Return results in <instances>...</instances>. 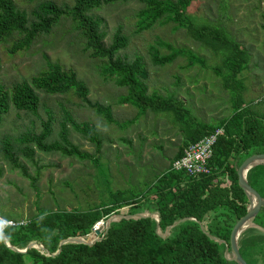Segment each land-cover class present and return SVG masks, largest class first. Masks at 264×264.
<instances>
[{
  "label": "rangeland",
  "instance_id": "obj_1",
  "mask_svg": "<svg viewBox=\"0 0 264 264\" xmlns=\"http://www.w3.org/2000/svg\"><path fill=\"white\" fill-rule=\"evenodd\" d=\"M12 1L30 15L43 0ZM52 1L65 8L73 4L72 0ZM143 7L142 0L117 1L102 4L92 14L101 19L105 45L117 29L128 36V43L119 55L129 60L141 58L147 71L143 80L147 92L170 97L178 106L176 114L143 111L125 103L122 97L127 88L118 86L114 76L103 72L105 60L90 56L82 34L70 18L62 17L48 33L38 35L29 47L14 53L10 48L21 34L13 33L0 41V84L6 89L46 70L47 58L65 70L74 71L86 85L90 101L109 106L113 118V123L107 122L73 91L49 94L37 90L40 102L33 113L11 106L0 122V139L28 130L39 132L48 117L52 118L53 127L50 138L56 139L62 121L69 116L65 127L72 143L85 152L95 153V145L73 127L74 122H87L99 131L102 145L92 160L44 152L36 145L32 146V158L22 154L13 163L1 157L0 211L4 215L26 220L38 208L101 211L124 198L134 203L118 208L117 214L127 213L129 206L132 214L148 213L151 206L150 195L145 193L148 183L164 166L171 165L169 160L175 146L183 142L180 130L187 126L201 129L206 124L216 125L232 114L240 100L264 118V0H192L185 12L189 21L184 25L157 21L139 29ZM212 30L241 47L245 67L236 76L241 83L238 89L225 80L226 57L233 49L214 40ZM176 49L181 52L171 62L162 65L153 62L154 52L163 56ZM171 135L176 137V143L171 142ZM22 168L35 177L34 184L23 175ZM115 191L123 194L115 195ZM0 218L5 219L1 214ZM260 221L253 217L239 236L254 228L247 232L252 246L247 257L256 263L264 259V238H260L264 237V217L263 224ZM32 241L35 240L26 246Z\"/></svg>",
  "mask_w": 264,
  "mask_h": 264
},
{
  "label": "trees",
  "instance_id": "obj_2",
  "mask_svg": "<svg viewBox=\"0 0 264 264\" xmlns=\"http://www.w3.org/2000/svg\"><path fill=\"white\" fill-rule=\"evenodd\" d=\"M72 1V6L65 8L52 0H43L35 5L29 15L17 8L12 0H0V41L13 33L21 34L22 37L10 48V52L14 53L29 47L38 35L48 33L62 17L70 18L82 34L90 56L105 60L103 72L107 76H114L118 86L127 88L122 97L125 103L143 111L152 109L178 113V106L170 97L147 92V86L143 82L147 71L141 58L129 60L119 55V51L128 43V36L121 29L113 33L107 45L103 42L105 33L100 29L101 19L92 14L93 10L102 4L127 0ZM191 1L142 0L144 7L140 10L139 29L150 27L157 21L184 25L189 21L185 12ZM220 33L212 30L211 37L232 47L233 52L225 61L228 69L225 80L233 83L234 89H238L241 83L236 76L245 67L241 47L226 37L221 38ZM180 52L176 49L163 56L154 52L152 60L155 64L162 65L174 60ZM46 64V70L15 83L10 89L0 84V122L11 106L17 110L35 112L40 102L37 90H40L49 94L73 91L89 108L95 109L107 122L113 123L109 106L91 102L86 85L74 71L65 70L59 63L47 58ZM242 103L240 100L239 105L235 104L232 114L221 119L218 124H206L201 129L197 128L198 135L189 142L200 139L216 127L223 128L224 133L218 137L209 160L210 173L191 177L185 171L174 170L168 165L148 183L145 193L150 195L149 211L157 213L159 221L149 216L123 218L112 222L102 239L93 244L59 245L62 239L88 233L103 217L117 213L118 208L134 202L124 198L114 201L101 211L86 212L38 208V212L23 220V223L5 226L3 233L18 248L35 240L43 245L44 251L31 247L25 253L17 252L7 247L0 237V264H237L236 261L226 259L225 250L232 224L246 212L249 199L237 182L235 165L245 154L264 153V118ZM66 119L69 120V116ZM66 119L62 121L63 127L56 139L50 138L53 133L51 117L42 122L39 132L28 130L14 137H2L0 159L2 157L8 162L16 163L17 156L22 154L32 158L33 145L44 152H58L80 160L95 159V154L100 152L102 145L99 131L87 122L73 123L75 130L95 145L94 154L85 152L70 141L65 127ZM189 143L180 147L174 159L182 154ZM22 169L23 175L30 177L34 184L35 177ZM247 180L259 189L264 199V164L253 165L247 171ZM113 194L121 196L123 193L115 191ZM130 207L125 214L133 213ZM0 214L5 219L21 221L18 217L4 215L1 211ZM263 217L264 205L260 207L255 219L261 220L260 223L263 224ZM168 226L171 227L167 233ZM253 230L254 228L246 229L238 240L239 251L246 258L247 252L252 248L247 232ZM103 232L104 230L97 238ZM260 238L262 240L264 237ZM58 248L60 251L57 254L50 255ZM229 255L231 256L230 250ZM250 263L264 264V259L257 263L250 260Z\"/></svg>",
  "mask_w": 264,
  "mask_h": 264
},
{
  "label": "water",
  "instance_id": "obj_3",
  "mask_svg": "<svg viewBox=\"0 0 264 264\" xmlns=\"http://www.w3.org/2000/svg\"><path fill=\"white\" fill-rule=\"evenodd\" d=\"M256 164H264V153H253V154H245L243 155L238 162L235 165V171L237 175V182L238 184L244 189L249 202L247 205L246 212L239 216L238 218L235 219V221L232 224L231 230H230V235H229V242L228 246H226L225 250V257L228 260L236 261L238 264H251L248 258H246L240 251H239V246H238V240L240 233L247 227L248 222L256 216L258 213L260 207L264 205V199L259 191V189L251 184L247 180V171ZM250 193H254V198L251 197ZM152 217L156 221H159V216L157 213L153 212H148V213H136V214H117L113 213L106 217L105 219L99 220L93 227L92 229L83 235L79 236H74V237H69L60 240L59 245L65 244V243H82V244H93L95 241H98L102 239L103 235L106 233V231L109 228V225L112 222H118L121 219H129V218H140V217ZM177 223L174 222L173 224ZM102 226V227H101ZM171 226H168L166 229V232L168 233L169 228ZM104 232L102 236L97 238V236L101 233V231ZM0 237L3 239V242L7 247L10 249L17 251V252H22L25 253L27 249L34 247L40 251H44V247L42 244L38 243L37 241H32L29 243L24 249H19L12 245L9 240L5 237L3 233V227L0 221ZM218 240V239H216ZM221 241V240H218ZM229 250L230 254L229 255ZM60 251L58 248L54 253L50 255H55ZM48 254V253H47Z\"/></svg>",
  "mask_w": 264,
  "mask_h": 264
},
{
  "label": "built area",
  "instance_id": "obj_4",
  "mask_svg": "<svg viewBox=\"0 0 264 264\" xmlns=\"http://www.w3.org/2000/svg\"><path fill=\"white\" fill-rule=\"evenodd\" d=\"M223 133L222 127H216L200 139L189 143L184 147L182 154L171 162V167L174 170L185 171L191 177L210 173L209 160L213 154V147L218 137L223 135ZM0 221L3 228L24 222L23 220L15 222L2 218H0Z\"/></svg>",
  "mask_w": 264,
  "mask_h": 264
},
{
  "label": "crops",
  "instance_id": "obj_5",
  "mask_svg": "<svg viewBox=\"0 0 264 264\" xmlns=\"http://www.w3.org/2000/svg\"><path fill=\"white\" fill-rule=\"evenodd\" d=\"M171 134H173L172 132H170ZM198 129L197 127H184L182 130H180V137L181 134L183 136L182 138V144H178V146H175V150L171 155V158L169 160V162H172V160L174 159V157L176 156L177 152L179 151L180 147L184 146L186 143H189L190 141H192V139H194L197 135H198ZM171 142L176 143L177 139L176 137H173V135H171ZM152 155H156V153L152 154Z\"/></svg>",
  "mask_w": 264,
  "mask_h": 264
},
{
  "label": "bare ground",
  "instance_id": "obj_6",
  "mask_svg": "<svg viewBox=\"0 0 264 264\" xmlns=\"http://www.w3.org/2000/svg\"><path fill=\"white\" fill-rule=\"evenodd\" d=\"M251 197L254 198V193H250ZM102 227V226H101ZM104 230V229H103ZM102 232V231H101Z\"/></svg>",
  "mask_w": 264,
  "mask_h": 264
}]
</instances>
